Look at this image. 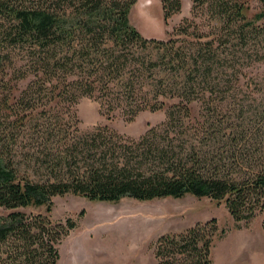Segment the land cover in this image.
<instances>
[{
  "label": "trees",
  "instance_id": "1",
  "mask_svg": "<svg viewBox=\"0 0 264 264\" xmlns=\"http://www.w3.org/2000/svg\"><path fill=\"white\" fill-rule=\"evenodd\" d=\"M135 3L0 0V264H57L75 222L48 214L65 195L205 198L234 223L261 216L264 230V77L246 75L264 63V0H190L164 40L129 24ZM159 3L165 24L180 2ZM81 98L106 118H164L137 138L104 126L80 132ZM222 234L214 219L195 223L159 236L152 257L211 264Z\"/></svg>",
  "mask_w": 264,
  "mask_h": 264
},
{
  "label": "rangeland",
  "instance_id": "2",
  "mask_svg": "<svg viewBox=\"0 0 264 264\" xmlns=\"http://www.w3.org/2000/svg\"><path fill=\"white\" fill-rule=\"evenodd\" d=\"M179 2V11L163 24L159 0H136L129 11L128 22L143 38L164 40L189 15L190 0ZM246 75L264 77V63L253 65ZM23 84L19 83L17 89ZM74 110L80 132L104 126L129 138H137L164 118V110L140 113L130 122L121 116L106 118L99 113L98 104L87 98H81ZM196 112L197 106L191 105V114ZM51 203L48 214L51 221L62 223L69 218L75 222V227L57 246V264H155L152 244L159 236L176 234L210 219H214L217 229L223 233L212 242L211 264H264L261 216L247 224L234 223L221 203L205 198L184 196L148 202L121 199L110 204L65 195L53 197ZM24 212L43 214L44 210Z\"/></svg>",
  "mask_w": 264,
  "mask_h": 264
},
{
  "label": "bare ground",
  "instance_id": "3",
  "mask_svg": "<svg viewBox=\"0 0 264 264\" xmlns=\"http://www.w3.org/2000/svg\"><path fill=\"white\" fill-rule=\"evenodd\" d=\"M71 262V261H70Z\"/></svg>",
  "mask_w": 264,
  "mask_h": 264
}]
</instances>
